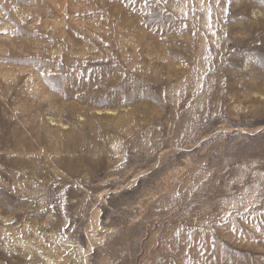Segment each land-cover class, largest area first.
<instances>
[{
	"label": "rangeland",
	"instance_id": "1",
	"mask_svg": "<svg viewBox=\"0 0 264 264\" xmlns=\"http://www.w3.org/2000/svg\"><path fill=\"white\" fill-rule=\"evenodd\" d=\"M0 264H264V0H0Z\"/></svg>",
	"mask_w": 264,
	"mask_h": 264
}]
</instances>
